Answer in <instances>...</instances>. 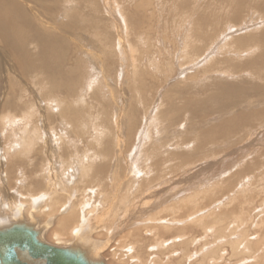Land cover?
Returning a JSON list of instances; mask_svg holds the SVG:
<instances>
[{
	"label": "rangeland",
	"instance_id": "obj_1",
	"mask_svg": "<svg viewBox=\"0 0 264 264\" xmlns=\"http://www.w3.org/2000/svg\"><path fill=\"white\" fill-rule=\"evenodd\" d=\"M4 1L0 0L2 12L5 4L23 6L18 15L12 16V22L25 31H20L25 34L22 37L26 42L22 41L33 58L26 57L32 68L21 70L24 49H11L0 35V109H7L3 113L13 114L16 119L19 114L23 116L17 128L21 132L29 131L31 121L41 123L39 137L51 140L52 146L57 147L53 151L57 154L53 156L56 170L63 172V178L67 176L63 185L69 193L59 198V202L67 198L59 210L49 211L45 203L50 195L42 191L40 171L33 174L35 167L45 168V156L37 150L40 146L29 152L30 158L19 153L9 156V150L14 148L12 140L18 143L1 129L0 160L8 162L9 183H1L0 191L7 188L6 193L14 196L11 211L25 206L24 191L31 190L35 195L28 198L30 208L38 211V222L20 221L38 230L41 240L65 247L54 239L68 238L75 222L69 234L54 232L50 237L49 233L61 216H67L69 204L83 196L86 201L79 213L81 219L87 220L79 231L85 243L77 241L75 247L85 254L99 247L98 255L107 264H158L155 258L162 264H264V0H34L33 4L30 0H10L15 4ZM38 12L45 15L40 17ZM21 13L31 18H22ZM47 15L53 18L49 31L54 33L48 31L53 36L51 41L60 50L58 64H53L49 73L38 67L35 39L26 37L32 23L37 26L36 18L45 20ZM19 17L22 24L15 21ZM22 19L30 26H23ZM119 31L124 37L123 46L117 39ZM37 70L43 73L37 75ZM41 74L52 75L45 87L38 83ZM53 94L68 96L67 102L79 106L82 117L76 116V121L83 122L85 141L75 140V129L60 119L56 99L47 102ZM78 95L84 101H75ZM34 109L37 118L35 114L26 115L34 113ZM118 117H122L121 155L114 129ZM47 128L59 132L66 144H58ZM66 131L69 135H64ZM89 141L99 147L84 151L88 162L80 168V149ZM98 164H107L102 170L104 181L87 183V177L79 180L78 168L83 177H89L87 168ZM73 169L75 172L68 176ZM17 171L18 178H14ZM123 174L131 180L122 178ZM118 179L122 184L112 185ZM84 188L86 193H82ZM90 202L97 205L93 209L98 208L91 213ZM103 205L106 209L111 207L110 211L105 209L103 218L94 217L103 211ZM3 206L0 204V216L10 214L8 206ZM35 211L29 212V217ZM216 218L222 219L218 225H224V231H220L223 235L215 229L213 233L204 231ZM5 222L0 229L17 224L12 218ZM152 227L164 238L163 248L155 244V237L149 232ZM182 231L188 236L187 246L178 239ZM242 234L255 239L251 245L254 256L232 251L228 241L240 239ZM129 235L144 240L139 242V249L130 246ZM176 239L177 243H172ZM217 243H222L218 261L213 256L202 259L203 250H214ZM186 248L189 253L183 257Z\"/></svg>",
	"mask_w": 264,
	"mask_h": 264
},
{
	"label": "bare ground",
	"instance_id": "obj_2",
	"mask_svg": "<svg viewBox=\"0 0 264 264\" xmlns=\"http://www.w3.org/2000/svg\"><path fill=\"white\" fill-rule=\"evenodd\" d=\"M2 1H4V0H2ZM7 1V3H9V2H12V1H10V0H6ZM5 2V1H4ZM23 3H24V1H22ZM27 2H29L28 0H27ZM237 2V1H236ZM6 3V2H5ZM19 3V2H18ZM25 3H26V1H25ZM29 3H34V0H30V2ZM12 4H15V3H13L12 2ZM21 4V3H20ZM28 4V3H27ZM19 5V4H18ZM19 8H20V10H22V8H23V6H22V8H21V6L20 7H18L17 6V3H16V6H11V5H9V6H6V4L4 5V8H3V12L2 11H0L1 12V14H3L2 16H0V35H1V40L3 39L4 40V44L6 43L11 49L13 48L14 50L15 49H19V50H21V48H23L24 50H23V52H24V54H23V57H22V59H23V61H21L20 62V64H19V66H21V70H27V69H31L32 68V64L29 62V61H27V56H30V55H28V52L26 51V48L24 47V42H26V40L24 41L23 39V37L22 36H25V34L23 33V32H25V31H23V29L21 30V29H19L18 28V23H16V22H14V20H13V22H12V16H14V14L16 13H19ZM33 8H36V6H33ZM38 9V8H37ZM34 10V9H33ZM41 10V9H40ZM40 10H38L39 12H40ZM30 11V10H29ZM35 12H37V11H35ZM38 12V15H40V13ZM49 12V11H48ZM36 14V13H35ZM47 14V13H46ZM18 15V14H17ZM34 15V14H33ZM45 14H44V12L42 13L41 12V15H40V17L42 16H44ZM20 16V15H19ZM21 16H22V18H25V19H28V17L30 16H28V15H26V16H28L27 18L26 17H23V16H25V15H23V13H21ZM20 16V17H21ZM49 16H51V15H49ZM18 17V16H17ZM19 17V20H17V19H15V21H20V18ZM40 17H37L36 18V20L38 21L37 22V26H34V23H32L33 25H31L32 27H29L30 29L29 30H27V33H26V37H27V39L30 37L31 39H35V41H36V43L38 44L37 46H38V49H39V52L37 53V55H38V57H39V63H38V67L39 68H41L42 70H44L45 72H47V73H49V72H51V70L52 69H54V65L53 64H55V67H56V64H58L57 62H58V60H59V56H58V54H60V50L59 49H57L56 48V46H55V44H54V42L53 41H51V39L53 38V36L49 33L50 31H52V30H50L49 31V26L50 25H52L51 23H50V20L51 19H53V18H49L48 17V15H47V17L45 18H43V19H45V20H42V18H40ZM31 17H29V19H30ZM33 18V17H32ZM49 18V19H48ZM22 20H24V19H22ZM48 20V21H47ZM33 21V20H32ZM21 22V24H22V21H20ZM27 22V21H26ZM26 22H25V20H24V23H23V26H24V24H25V27L26 26H30L28 23L26 24ZM31 22V21H30ZM52 22V21H51ZM36 23V22H35ZM46 24L45 25V28H43V24ZM53 23V22H52ZM13 24H15V25H13ZM20 24V25H21ZM55 26V25H54ZM54 26H51L52 28H54ZM56 27V29H57V26H55ZM51 29V28H50ZM121 30V29H120ZM20 31H23L22 33H20ZM49 31V32H48ZM119 32H121L120 34H119ZM118 32V34H117V39H118V42L119 43H121L122 44V46H123V44H124V37H122L123 35H122V31H119ZM51 33H54V31H52ZM28 35V36H27ZM54 37H55V35H54ZM26 39V38H25ZM24 42H23V41ZM27 41H29V40H27ZM34 42V41H33ZM118 44V43H117ZM126 48V47H125ZM263 48V47H262ZM6 49V48H5ZM131 49V48H130ZM119 50V49H118ZM132 50V49H131ZM12 51V50H11ZM126 51V50H125ZM19 52V51H18ZM12 53H14L13 51H12ZM17 53V52H16ZM20 53V52H19ZM22 53V52H21ZM133 53V52H132ZM131 53V54H132ZM135 53V52H134ZM18 55V54H17ZM21 56V55H20ZM32 56V55H31ZM30 56V57H31ZM136 56V55H135ZM134 56V57H135ZM13 57H14V55H12V57H10L11 59H13ZM132 57V56H131ZM137 57V56H136ZM19 58H21V57H19ZM18 58V59H19ZM29 58V57H28ZM32 58H33V56H32ZM60 58H62V57H60ZM133 58V57H132ZM140 58V57H139ZM15 59V58H14ZM14 59L12 60V62L14 61ZM17 59V60H18ZM136 59H138V58H136ZM264 59V58H263ZM30 60V59H29ZM11 62V61H10ZM131 62V61H130ZM26 65H25V64ZM17 66V65H16ZM254 66V65H253ZM256 66V65H255ZM10 68V67H9ZM15 68V67H14ZM57 69H58V65H57ZM135 69V68H134ZM9 70V69H8ZM42 70H37V75L38 74H40V73H43L42 72ZM10 71H12V70H9V72ZM16 71H17V69H16ZM15 70L13 71V72H16ZM19 72V71H18ZM14 75V74H13ZM51 75V74H50ZM46 76L45 74H41L39 77H38V83H39V86L40 87H45V85H46V83L48 82V83H50V80H49V78L50 77H52V75L51 76ZM17 76H18V73H17V75H16V78H17ZM36 76V75H35ZM49 80V81H48ZM53 80V79H52ZM51 83H53V81L51 82ZM56 85V83L55 84H53L52 86H55ZM105 85V84H104ZM4 86V85H3ZM6 86V85H5ZM6 87H8V86H6ZM69 87V86H68ZM137 87V86H136ZM9 89H11V87H8ZM7 89V88H6ZM5 90V89H4ZM7 93V92H6ZM9 93V92H8ZM5 94V93H4ZM10 94H14V93H10ZM54 96H51V98L50 99H48V101L47 102H52L53 103V101H54V98L57 100V102H56V100H55V103L56 104H59V116L61 117L60 119H62V121H64V122H66V123H69V124H67V125H69V128H74L75 129V136H74V139L75 140H77V139H79L80 140V142L82 141V140H84L85 141V133H87V131L85 130V127L82 125V121L80 120V122H78V121H76V116L77 117H82V116H80V110H79V106H75V105H73L71 102H67V101H69L68 100V96H63V95H61V96H56L55 94H53ZM7 98V97H6ZM75 101H78V102H81V101H84V99L82 98V95H78L76 98H75ZM15 102V101H14ZM39 102V101H38ZM37 102V103H38ZM16 103V102H15ZM6 105H7V107H12L11 105L12 104H8V103H6ZM16 106V105H15ZM43 106H46V105H43ZM50 106V105H49ZM4 107V106H3ZM85 109V108H84ZM94 109V108H93ZM1 111H0V130L2 129V131L4 132V131H7L6 133H8V134H10V137H12V138H14V139H16V141H17V143L18 144H16V142H13V140H12V145H13V147L14 148H12L11 150H9V152H8V155L10 156V154L11 155H15V154H21V155H23V156H28V158H30V156H29V152H31L32 150H34L33 148L36 146V145H38V146H40L37 150H38V152H40V153H43V155L45 156L42 160L44 161V163H45V168L43 167V166H39V169H37V167H35V171L33 172V174L35 175V174H37L36 173V171H40V173H39V177H41V179L43 180V183H44V187L42 188L43 190L42 191H44V192H46L47 194H48V196L50 195V197H49V199H48V202H44L46 205H47V207L46 208H48V210L49 211H51V212H54V211H56V210H59L61 207L60 206H63L64 205V203H65V201H67V198H64L63 200H62V202H59V198H61L62 196H64L65 197V195H66V193H68L67 192V190H66V188L64 187V179L67 177L66 175H68V173L67 172H64V174H65V176L66 177H64L63 178V172H59L58 170H56V161H54V158H53V156H55V154H53V151H56L55 149H54V147H56V146H52V144L50 143L51 142V140L49 141H46L44 138H43V140H41L40 139V137H39V135H40V131H41V128H42V125H38V121L37 120H35V121H31L32 123H31V125H30V128H29V133L28 132H24V130L21 132V131H19L17 128H18V125L20 124H18V121L20 120V121H22V119H23V116H17V118L18 119H16L15 117H13L10 113H3L4 111H6L7 109H0ZM24 110V109H23ZM35 110L36 109H34L33 111H34V113H32V112H26V115L27 116H29L30 114H32V115H36V117L35 118H37V114H36V112H35ZM83 110V109H82ZM20 111V110H19ZM40 111V110H39ZM119 112V111H118ZM14 113V112H13ZM94 113V112H93ZM261 114V113H260ZM16 115V114H15ZM24 115H25V113H24ZM88 115H90V114H88ZM113 115V114H112ZM116 115V114H115ZM114 115V116H115ZM111 116V115H110ZM20 117H21V119H20ZM33 117V118H34ZM116 117V116H115ZM25 118V117H24ZM28 118V117H27ZM43 118V117H42ZM92 118V117H91ZM94 118V117H93ZM114 118V117H113ZM45 119V118H44ZM115 119V118H114ZM121 119H122V117H118L117 118V120H115V125H114V129L116 130V135H115V141H116V145H117V148H118V154L119 155H121L123 152H122V148H121V140H122V134H121V130H122V128H121ZM28 119H26V121H27ZM31 120V119H30ZM107 120V119H106ZM5 121H6V123H5ZM19 121V122H20ZM41 121H43V120H41ZM62 121H59V123L61 122L62 123ZM89 121V120H88ZM88 121H86V123L88 122ZM234 121H235V119H234ZM90 122V121H89ZM233 122V121H232ZM239 122V121H238ZM33 124V125H32ZM88 124V123H87ZM99 124V123H98ZM104 124V123H103ZM67 125H65V126H67ZM94 125V124H93ZM96 125V124H95ZM113 125V124H112ZM235 125V124H234ZM22 126H24V127H26V125H25V123H23V125ZM103 126V125H102ZM50 127V126H49ZM78 127H80V129L78 130V132L76 133V128H78ZM48 129V128H47ZM49 130V129H48ZM91 130H92V128H91ZM232 130V129H231ZM1 131V132H2ZM70 131V130H69ZM96 131V130H95ZM2 132V133H3ZM49 132H50V134L52 133L53 134V137L54 138H57V142H59L58 144H61V142L63 143V144H66L65 142H63L64 140H63V136L58 132V133H55L54 131H50L49 130ZM113 132V131H112ZM100 133V132H99ZM5 134V133H4ZM7 134V135H8ZM45 135V134H44ZM64 135H69V133H68V131H66L65 133H64ZM91 135H93L92 133H91ZM100 135V134H99ZM106 135V134H105ZM49 137H50V135H49ZM92 137H94V136H92ZM42 138V137H41ZM45 138H46V136H45ZM18 139V140H17ZM38 140H40V143H39V141ZM74 140V141H75ZM101 143H102V139H101V141H100ZM10 143V144H11ZM113 143H114V140H113ZM4 144V143H3ZM37 146V147H38ZM74 146V144H72L71 146H69L70 148H72ZM99 146H97V144H94L92 141H89L88 142V145H86L84 148H81L80 150V156L82 157V159H81V166H80V168L86 163V162H88V160L86 159V158H84V151L85 152H89L88 150L89 149H91V148H93L94 150H96L95 148H98ZM1 148H3V147H1ZM36 148V147H35ZM57 148V147H56ZM14 149V150H13ZM2 151V150H1ZM6 151V150H5ZM34 151H36V149L34 150ZM33 151V152H34ZM97 153H99V151H97ZM121 153V154H120ZM148 155V154H147ZM56 156H57V154H56ZM55 156V157H56ZM73 157H74V155H73ZM72 157V158H73ZM80 158V157H79ZM88 158V157H87ZM19 159V158H18ZM83 159H85V160H83ZM96 159V157L94 158V160ZM3 160H4V162H3ZM1 159L0 160V184L1 183H3V182H7V184L9 183V181H8V179H9V165H7V161H6V159ZM30 160V159H29ZM28 160V161H29ZM56 160V159H55ZM93 160V161H94ZM237 160V159H236ZM22 161V160H21ZM27 161V160H26ZM110 161V160H109ZM20 162V161H19ZM90 162H92V161H90ZM107 162V161H106ZM5 163V164H4ZM18 163V162H17ZM39 163V162H38ZM9 164H10V162H9ZM12 164V163H11ZM20 164V163H19ZM42 164V163H41ZM17 164H15V166H16ZM107 164H103V165H97L96 167H93L92 168V166H89L87 169H88V171H90L89 173H90V175H89V177L88 176H85V177H83V172L80 170V168H78L79 169V180H81V181H83L86 177L88 178H86V182L88 183L89 181L90 182H95V181H97L98 183H100L101 181H104L105 180V174H104V172H102V170L105 168V166H106ZM4 166H5V168H4ZM11 167H13V166H11ZM10 167V169H12ZM7 168V169H6ZM77 168V167H76ZM45 169H47L46 171H47V173H45ZM52 169V170H51ZM20 170H21V172H23L22 170H23V167L22 168H20ZM20 170H18V171H20ZM18 171L17 172H15L14 173V178H18V175H17V173H18ZM70 171V170H69ZM75 172V169H73L72 170V172H70V174L68 175V176H70L72 173H74ZM157 172V171H156ZM12 173V172H11ZM158 173V172H157ZM157 173H156V175H157ZM19 174V173H18ZM24 174V173H23ZM98 174L101 176L99 179H98ZM154 174V173H153ZM38 175V174H37ZM106 175H107V173H106ZM127 175L128 174H123V177L122 178H127ZM137 175V174H136ZM26 176V175H25ZM90 176H93V177H96V178H91ZM129 176V175H128ZM10 177H11V175H10ZM108 177V176H107ZM45 178V179H44ZM158 178V177H157ZM32 179V178H31ZM67 179V178H66ZM76 179H77V176H76ZM108 179V178H107ZM69 180V179H68ZM116 180V178H115V176H114V181ZM127 181H129V180H131L130 178H127L126 179ZM16 181V180H15ZM73 181V180H72ZM76 181V180H75ZM110 181V180H109ZM113 181V182H114ZM14 182V181H13ZM116 184H118L119 186L122 184V180L121 179H118V181H117V183L116 182H114V184H112V185H116ZM4 185V184H3ZM118 185H117V187H118ZM8 186V185H7ZM6 186V187H7ZM84 187V186H83ZM89 187V186H88ZM99 187V186H98ZM113 187V186H112ZM82 188V187H81ZM87 188V187H86ZM121 188V187H120ZM140 188H141V186H140ZM5 189V188H4ZM7 189V188H6ZM6 189L5 190H2V191H0V193H1V197H0V201L2 202V201H4L5 200V198H6V200L7 201H4V203L2 202V203H0V204H3L4 206L3 207H6L7 208V206H8V208L10 209V211L12 210V206H10V205H13V197H11V195L10 194H7L6 193ZM88 189V188H87ZM119 190V189H118ZM63 191V192H62ZM9 192V191H8ZM143 192V191H142ZM141 192V193H142ZM146 192H148L147 190H146ZM3 193V194H2ZM24 193L27 195V197H26V199H25V204H23V205H25L24 207H17L16 209H14L13 211H11V213L10 214H8V215H2V216H0V225H2V224H5L6 222L5 221H7L9 218H12L15 222L14 223H17V224H24L23 222H21L22 220H28L29 222H32V223H36V222H38L36 219L38 218H36L35 217V214L36 213H38V211H35V209H33V208H30V203H29V201L31 200H29V198H28V196L30 197V198H34L33 196H35L34 194H31V190H29V191H24ZM82 193H86V190H85V188H84V190H83V192ZM111 193V192H110ZM110 193H108V194H110ZM128 193V192H127ZM69 194V193H68ZM119 194V193H118ZM118 194L116 193L115 194V196H118ZM4 195V196H3ZM6 195H8L7 197H5ZM24 195V194H23ZM79 195V194H78ZM86 195V194H85ZM110 195H112V194H110ZM38 196V195H37ZM41 196V195H40ZM44 196V195H43ZM115 196H111V197H113V198H115ZM67 197H68V195H67ZM80 197V196H79ZM78 197V199L79 200H73L70 204H69V209H68V211H67V216L66 217H60V219L59 220H57V222H55L54 223V226L53 225H50L51 227L53 226V228H51L52 230H51V233H49L50 235V237H51V235L54 233V232H56L58 235H65V234H69V232H70V228H71V226L73 225V224H75L76 223V225L71 229V232H70V236L68 237V238H64V239H62V238H56V239H54L55 240V242L57 241V242H60L61 244H65V247L66 248H69V249H71V250H79L81 253H82V255H83V258L84 259H86L87 261H89V262H91V263H95V262H97V263H105V262H103L102 260H101V257L98 255V253H99V247L95 250V249H92V250H90V252L88 253V254H85V252L82 250V249H80V248H77V247H75L76 245H77V241H79L80 242V244H84L85 243V239L84 238H82V236L80 235V231H79V228L83 225L84 226V223H86V221L85 220H87L86 218H83V219H81V217H80V213H79V211L82 209L81 208V206H82V203H85L84 202V200L86 199H84L83 200V196L82 197H80L79 198ZM85 197V196H84ZM110 197V198H111ZM125 197V196H124ZM23 198V197H22ZM28 198V199H27ZM36 198V197H35ZM39 198V197H38ZM46 198H48V197H46ZM110 198H108V201H107V204L108 205H110L112 202H110L109 201V199ZM15 199V198H14ZM37 199V198H36ZM43 199H45L44 197L42 198V201H43ZM66 199V200H65ZM105 199H106V197H105ZM116 199V198H115ZM115 199H113L114 201H115ZM122 199V198H121ZM20 200H21V198H20ZM112 200V201H113ZM123 200V199H122ZM192 200H194V199H192ZM86 201V200H85ZM33 202V201H32ZM35 202V201H34ZM98 202V201H97ZM120 202H121V200H120ZM15 203V202H14ZM91 203V202H90ZM93 203V202H92ZM91 203V204H92ZM123 203V202H122ZM94 204H96L95 202L93 203V205H91V207H89V212L91 213V211L93 212L94 210H96V209H98V208H96V209H93V208H95L96 206L94 205ZM59 205V206H58ZM106 205V204H105ZM41 206H43V205H41ZM45 206V205H44ZM57 206H58V208H57ZM101 206V205H100ZM104 206V205H103ZM107 206V205H106ZM106 206H104V208H102V210L103 211H101V210H99L100 212L97 214V215H94V217H104L107 213L105 212V209H106ZM112 206H113V204H112ZM84 207V206H83ZM85 207H86V204H85ZM81 208V209H80ZM88 208V207H87ZM100 208V207H99ZM111 207H109V209H110ZM142 208V207H141ZM9 209H7V210H9ZM29 209H32V211H29ZM39 209H41V208H39ZM85 209V208H84ZM108 209V208H107ZM106 209V210H107ZM108 209V210H109ZM33 210L35 211V213L34 214H30V217H29V212H33ZM44 210V209H43ZM108 210H107V212H108ZM110 211V210H109ZM85 212H88V211H85ZM93 214L94 213H92V216H93ZM96 214V213H95ZM37 215V214H36ZM48 215V214H47ZM114 214L112 213V216H113ZM74 216H77V219L75 220V218H74ZM91 216V215H90ZM55 217H57V216H55ZM36 218V219H35ZM49 218V217H48ZM54 218V217H53ZM53 218H51V220H52V223L54 222L53 220ZM101 218V219H102ZM112 218V217H111ZM105 219H106V217H105ZM21 220V221H20ZM56 220V219H55ZM193 220V219H192ZM20 221V222H19ZM50 221V220H49ZM222 221V219L221 218H216L215 220H213V223L211 224V225H209L208 226V228H204V231H206V233H209V232H211V233H213L212 232V230H216L219 234H221V232L220 231H224L223 230V226L224 225H222V226H220V225H218V224H220V223H223V222H221ZM224 221V220H223ZM5 222V223H4ZM39 222H40V224H42L43 223V221L41 222V220H39ZM75 222V223H74ZM80 222V223H79ZM193 222V221H192ZM191 222V223H192ZM108 223V222H107ZM194 223H196L195 221H194ZM235 223V222H234ZM51 224V223H50ZM112 224V223H111ZM164 224V223H163ZM24 225H26V224H24ZM106 225V224H105ZM165 225V224H164ZM261 225V224H260ZM27 226H29V225H27ZM43 226H46L47 227V223L46 222H44V224H43ZM49 226V227H50ZM9 227V226H8ZM31 227V226H30ZM40 227V226H39ZM48 227V228H49ZM57 227V229H55ZM205 227V226H204ZM234 227V226H233ZM262 227H263V225H262ZM4 228H6V226L4 227ZM33 228V227H32ZM104 228V227H103ZM107 228H109V226H107L106 227V229ZM33 229H35V228H33ZM225 229V228H224ZM36 230V229H35ZM42 230H43V228H42ZM37 231V234H38V238L41 240V237H39V231L38 230H36ZM46 231H47V229H46ZM90 231H91V229H90ZM99 231V230H98ZM103 231H105V230H103ZM102 231V232H103ZM235 231V230H234ZM93 232V231H92ZM106 232H108L107 230H106ZM105 232V233H106ZM148 232V231H147ZM149 232L151 233V235L153 234V236L155 237L154 239V241L156 242L155 244L156 245H158V247L159 248H163L164 247V245H166V242L163 240L164 238H161L156 232H157V228L156 227H152V228H150V230H149ZM183 232L184 231H182L180 234H179V240L182 242V243H184V242H186L187 244H185L186 246L188 245V240H187V237H185V234L183 235ZM226 232V231H225ZM42 233V232H41ZM43 233H46V232H44L43 231ZM42 233V234H43ZM97 234H98V232H96ZM107 234V233H106ZM251 234V233H250ZM44 235V234H43ZM134 235V234H133ZM133 235H129V239L131 240L130 241V246H132V247H134L135 249L137 248V249H139V246H141V245H139V242L140 241H144L141 237H139V236H137V237H135V236H133ZM221 235H223V234H221ZM242 237L240 238V239H236V240H231L230 242L228 241V243L230 244V246H231V249H232V251L235 253V254H241V253H248V252H250V253H248V254H250L251 256L253 255L254 256V254L252 253V252H254V248L251 246L252 244H253V240H255V239H251L250 238V236L249 235H245V234H242L241 235ZM47 238V237H46ZM258 238V237H257ZM91 239V238H90ZM263 239V238H262ZM47 240V239H46ZM49 240V239H48ZM172 240V239H171ZM259 240V239H258ZM43 241V240H42ZM50 241V240H49ZM94 241V240H93ZM102 241V240H101ZM226 241V240H225ZM260 241V240H259ZM263 241V240H262ZM46 242V241H45ZM56 242V243H57ZM63 242V243H62ZM95 242V241H94ZM227 242V241H226ZM92 243V242H91ZM172 243H177V239L176 240H173V242ZM256 243H258V242H256ZM264 243V242H263ZM263 243H260V244H263ZM50 244V243H49ZM95 245L97 244L96 242L94 243ZM104 244V243H103ZM105 244H106V242H105ZM218 245H216L217 247H215V248H217V249H215L214 248V250H211V251H204L203 250V254H202V259L203 258H205V257H209V256H213L214 257V261L215 262H217L218 261V257H220V255H222V253L220 252V251H222L221 250V246H222V243H217ZM244 244V246H242ZM255 244V243H254ZM51 245H53V244H51ZM99 245H101V244H99L98 243V246ZM106 245H108V244H106ZM55 246H57V247H62V246H60V244L58 245V244H55ZM91 246H93L94 247V245L93 244H91ZM185 246V247H186ZM260 246H262V245H260ZM245 248V249H243V248ZM141 248V247H140ZM220 249V250H219ZM161 251V250H160ZM164 251V250H163ZM219 251V252H218ZM162 253V252H161ZM188 253H189V249L188 248H186L185 249V252H184V254H183V257H186L187 255H188ZM218 253H220V254H218ZM102 254V253H101ZM232 255H233V253H232ZM249 255V256H250ZM155 257V256H154ZM243 257V256H242ZM167 259V258H166ZM212 259V258H211ZM262 260V259H261ZM239 261V260H238ZM255 261H258L257 260V258H255ZM154 262H157L158 264H162V262L160 261V259H158V258H155V260H154ZM243 262V261H242ZM105 264H107V263H105ZM153 264H155V263H153ZM165 264V263H164ZM167 264V263H166ZM254 264H263V262H258V263H254Z\"/></svg>",
	"mask_w": 264,
	"mask_h": 264
},
{
	"label": "water",
	"instance_id": "obj_3",
	"mask_svg": "<svg viewBox=\"0 0 264 264\" xmlns=\"http://www.w3.org/2000/svg\"><path fill=\"white\" fill-rule=\"evenodd\" d=\"M0 264H105L91 263L79 250L57 247L38 238L24 224L0 229Z\"/></svg>",
	"mask_w": 264,
	"mask_h": 264
}]
</instances>
